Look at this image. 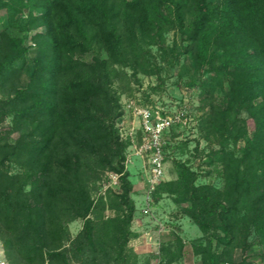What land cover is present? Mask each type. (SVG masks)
<instances>
[{
  "label": "trees",
  "instance_id": "16d2710c",
  "mask_svg": "<svg viewBox=\"0 0 264 264\" xmlns=\"http://www.w3.org/2000/svg\"><path fill=\"white\" fill-rule=\"evenodd\" d=\"M0 22V240L10 263L139 264L128 246L136 205L121 90L188 59L189 84L209 106L199 126L218 146L208 163L224 186L199 183L200 171L175 158V125L164 148L174 178L155 195L172 196L201 230L202 264H257L233 253L264 245V0H0ZM108 171L120 191L95 198ZM177 242L160 264L182 257Z\"/></svg>",
  "mask_w": 264,
  "mask_h": 264
},
{
  "label": "rangeland",
  "instance_id": "374dc122",
  "mask_svg": "<svg viewBox=\"0 0 264 264\" xmlns=\"http://www.w3.org/2000/svg\"><path fill=\"white\" fill-rule=\"evenodd\" d=\"M0 30H3L0 22ZM9 32L13 33L11 30ZM174 34L171 32L166 36L167 44H171ZM154 54H157L154 48ZM158 55V54H157ZM92 57V56H91ZM90 57V58H91ZM86 58V59H90ZM156 58L159 60V56ZM163 69L156 75L138 74L137 79L132 78L129 88L121 90V103L124 107V114L118 121L120 134H126L131 129L136 132L140 130V118L135 116L134 111L130 108V102L139 104L156 103L166 105L173 111H182L187 117L185 125L178 128L180 141L175 158L187 160L195 169L200 171L199 183H211L217 188H223L224 180L221 175L214 171V166L208 163V155L218 149V146L211 144L204 136L200 128V121L205 113L209 111V106L202 101L204 96L200 85L191 86L189 81L195 75L194 71L187 72L190 68L188 59L181 61L175 67L159 64ZM132 74V70H129ZM209 76L207 75L206 78ZM129 80V77H128ZM127 80V81H128ZM10 121L7 120L4 127H8ZM141 134V132L139 133ZM239 146H244L239 143ZM198 147V151L196 148ZM131 148H128L126 168L130 172V179L133 183L132 198L136 205V213L131 225L135 234L129 241V247L138 256L139 264H160L162 247L164 245L176 250L179 246L177 239L181 238L185 242L183 255L172 264H202L201 260L193 252V244L202 238L201 230L194 222L183 212L181 205L174 202L172 196L164 194L157 198L155 190L150 191V172L146 168L144 160L133 157ZM174 168L173 160L166 162V175L162 182L170 181L174 178L172 170ZM210 173L209 175H206ZM116 173L108 171L98 182V191L94 193L95 198L106 195L109 190L119 192V180ZM151 192V193H150ZM105 215L113 216L111 210H106ZM83 227V221L77 220L69 224L70 232L76 236ZM251 242L256 240L255 234L251 235ZM0 250L4 251L3 244L0 240ZM257 264H262L260 258L256 256L264 253V245L260 248L252 247L246 252L237 248L233 253L234 262H239L244 256H249ZM5 255V253H4ZM6 257V256H5ZM10 263V261H8ZM12 264V263H10Z\"/></svg>",
  "mask_w": 264,
  "mask_h": 264
},
{
  "label": "built area",
  "instance_id": "2783aa9c",
  "mask_svg": "<svg viewBox=\"0 0 264 264\" xmlns=\"http://www.w3.org/2000/svg\"><path fill=\"white\" fill-rule=\"evenodd\" d=\"M129 106L135 116L140 118V130L136 132L131 129L126 134L121 133V137L129 142L131 155L133 154L146 162V168L150 172V191L152 192L166 175L164 148L171 129L175 125H185L187 117L184 112L173 111L163 104L137 105L130 102ZM140 132L141 134H139ZM116 178L119 180V175H116ZM0 264H10L2 250H0Z\"/></svg>",
  "mask_w": 264,
  "mask_h": 264
}]
</instances>
